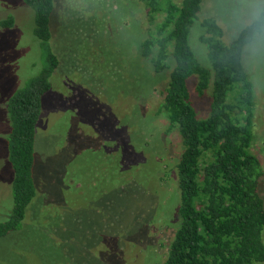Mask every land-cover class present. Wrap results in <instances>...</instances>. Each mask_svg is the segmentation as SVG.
I'll list each match as a JSON object with an SVG mask.
<instances>
[{"label": "rangeland", "instance_id": "obj_1", "mask_svg": "<svg viewBox=\"0 0 264 264\" xmlns=\"http://www.w3.org/2000/svg\"><path fill=\"white\" fill-rule=\"evenodd\" d=\"M133 1L134 10L127 3L117 10L120 0H55L51 45L60 64L37 129L38 196L24 226L0 239V264H164L176 231L174 166L183 143L160 107L172 68L156 73L141 56L135 30L144 36L153 25L142 1ZM215 3L202 0L189 36L206 67L211 63L201 22L214 17ZM9 14L16 25L0 28V214L13 206L3 138L10 120L2 103L46 63L33 31L34 9L23 0H0V19ZM243 64L255 90L252 151L264 170V75ZM198 79L191 75L188 86L204 118L211 112L213 81L201 96ZM258 190L264 198V174Z\"/></svg>", "mask_w": 264, "mask_h": 264}, {"label": "trees", "instance_id": "obj_2", "mask_svg": "<svg viewBox=\"0 0 264 264\" xmlns=\"http://www.w3.org/2000/svg\"><path fill=\"white\" fill-rule=\"evenodd\" d=\"M23 1L36 13L33 31L46 51V63L24 86L12 89L2 103L10 120L3 138L5 159L13 171V206L0 214V239L24 226L38 196L34 178L37 129L45 107L43 97L52 89L51 77L60 64L51 45L55 0ZM140 1L153 27L144 36L135 30V39L141 56L156 73L172 68L160 107L169 120V130L177 129L183 143L174 166L180 194L176 231L164 264L264 263V198L258 190L264 170L252 151L254 83L235 55L233 41H223L224 31L214 17L202 20L205 32L200 37L208 47L211 66L199 61L189 36L202 0ZM125 3L136 8L133 0H120L117 10ZM15 25L13 14L0 19L3 31ZM193 74L198 75L201 96L213 81L208 117H199L194 106L188 86Z\"/></svg>", "mask_w": 264, "mask_h": 264}, {"label": "clouds", "instance_id": "obj_3", "mask_svg": "<svg viewBox=\"0 0 264 264\" xmlns=\"http://www.w3.org/2000/svg\"><path fill=\"white\" fill-rule=\"evenodd\" d=\"M211 14L230 35L235 55L264 75V0H216Z\"/></svg>", "mask_w": 264, "mask_h": 264}]
</instances>
